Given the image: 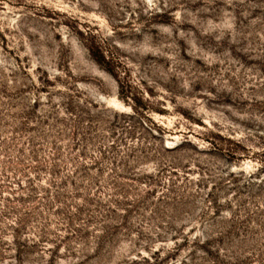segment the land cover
<instances>
[{
    "label": "rangeland",
    "instance_id": "374dc122",
    "mask_svg": "<svg viewBox=\"0 0 264 264\" xmlns=\"http://www.w3.org/2000/svg\"><path fill=\"white\" fill-rule=\"evenodd\" d=\"M0 264H264V0H0Z\"/></svg>",
    "mask_w": 264,
    "mask_h": 264
}]
</instances>
